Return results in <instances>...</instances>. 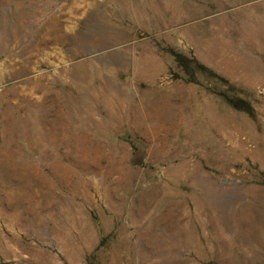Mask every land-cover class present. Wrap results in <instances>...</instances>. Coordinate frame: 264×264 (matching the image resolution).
Listing matches in <instances>:
<instances>
[{
    "label": "rangeland",
    "instance_id": "1",
    "mask_svg": "<svg viewBox=\"0 0 264 264\" xmlns=\"http://www.w3.org/2000/svg\"><path fill=\"white\" fill-rule=\"evenodd\" d=\"M0 264H264V0H0Z\"/></svg>",
    "mask_w": 264,
    "mask_h": 264
}]
</instances>
